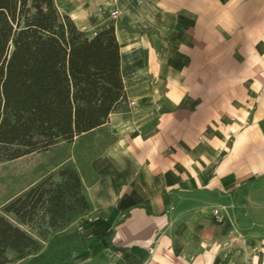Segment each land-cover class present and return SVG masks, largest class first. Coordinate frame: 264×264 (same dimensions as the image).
I'll return each mask as SVG.
<instances>
[{
  "label": "crops",
  "instance_id": "crops-1",
  "mask_svg": "<svg viewBox=\"0 0 264 264\" xmlns=\"http://www.w3.org/2000/svg\"><path fill=\"white\" fill-rule=\"evenodd\" d=\"M59 2L115 25L127 95L69 264H264V0Z\"/></svg>",
  "mask_w": 264,
  "mask_h": 264
},
{
  "label": "trees",
  "instance_id": "trees-1",
  "mask_svg": "<svg viewBox=\"0 0 264 264\" xmlns=\"http://www.w3.org/2000/svg\"><path fill=\"white\" fill-rule=\"evenodd\" d=\"M126 103L114 24L89 36L59 0H0V164L60 143L72 153L4 204L0 264L42 261L91 209L95 140Z\"/></svg>",
  "mask_w": 264,
  "mask_h": 264
},
{
  "label": "rangeland",
  "instance_id": "rangeland-1",
  "mask_svg": "<svg viewBox=\"0 0 264 264\" xmlns=\"http://www.w3.org/2000/svg\"><path fill=\"white\" fill-rule=\"evenodd\" d=\"M109 140L108 136H100L98 145H96L97 150H101ZM68 154L72 155L65 148V144L60 143L49 150L36 151L21 158L1 163L0 211L8 200L20 194L42 176L54 172L56 170L55 164ZM71 159L79 162L81 158L76 154ZM76 236L73 230L61 233L49 246L48 252L42 261L31 260L32 257H29L22 262L11 264H69L71 262L63 263V260L71 257L77 250Z\"/></svg>",
  "mask_w": 264,
  "mask_h": 264
},
{
  "label": "built area",
  "instance_id": "built-area-1",
  "mask_svg": "<svg viewBox=\"0 0 264 264\" xmlns=\"http://www.w3.org/2000/svg\"><path fill=\"white\" fill-rule=\"evenodd\" d=\"M111 16L114 17V18L117 17L118 16V11H113L111 13ZM135 103H136L135 101L128 102L129 105H135ZM218 213H219V210H216V214H218ZM154 251H155V248L154 247L150 248V252L151 253H153Z\"/></svg>",
  "mask_w": 264,
  "mask_h": 264
}]
</instances>
